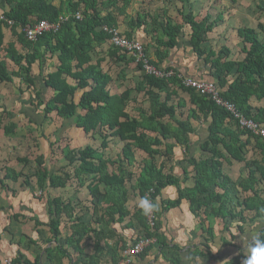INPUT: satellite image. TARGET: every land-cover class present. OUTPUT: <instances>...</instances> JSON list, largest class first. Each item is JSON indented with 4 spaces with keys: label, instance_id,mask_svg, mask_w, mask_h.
Wrapping results in <instances>:
<instances>
[{
    "label": "trees",
    "instance_id": "16d2710c",
    "mask_svg": "<svg viewBox=\"0 0 264 264\" xmlns=\"http://www.w3.org/2000/svg\"><path fill=\"white\" fill-rule=\"evenodd\" d=\"M177 1L181 3L176 9L180 21L168 15V5L159 10L160 15L137 13L134 19H129V29L120 32L122 36L137 39V32L142 30L145 38H149L142 43L146 61L172 74L161 77L147 74L142 63L137 62L139 80L121 92L112 90L110 85L114 82L103 70L102 62L127 67L134 59L110 44V35L102 27L117 29L116 15L124 14L131 0H59L58 3L5 0L0 7L4 17L13 22L6 25L0 20V82L17 84L20 95L24 94L22 87L33 89L36 101L32 105L41 110L44 120L52 121L53 117L72 120V127L99 141L96 147L88 138L77 147L64 145L61 152L65 168L49 166L41 152L32 160L37 165L32 175L10 167L0 168V192L15 194L8 181L19 179L21 187H28L32 194L38 189V199L45 202L46 213L42 218L46 217L44 225L49 234L41 251L32 259L16 243V255L10 264H39V261L41 264H119L123 251L141 238L151 241L134 258L142 259L152 250L154 258H161L164 264H190L195 256L192 248L199 245L184 249L173 242L172 233L170 238L165 234L169 230V211L179 209L182 203L205 234L201 255L207 261L217 258V253L211 252V244L216 240L212 222L218 221L220 242L237 250L222 264H242L243 250L229 241L235 239L231 227L234 225L242 234L243 225L264 220V138L240 127L231 113L208 95L183 86L181 78L213 82L223 100L231 102L245 118L264 126V40L260 35L263 25L235 28L241 44L240 56L236 58L226 43L217 49L209 43L213 34L221 36L219 31L228 27L232 16L226 19V13L220 10L213 16L210 5L200 15L191 7V0ZM76 12L80 13V19L75 18ZM60 17L67 18L60 21ZM39 20L58 22L59 27L56 31H45L34 41L27 40L20 28ZM2 26L11 35L6 43ZM181 38L194 58L190 76L181 75L166 64L169 54L177 51ZM104 44L106 48L100 51ZM52 58L57 64L54 70L44 74L46 61ZM36 62L37 77L47 89L45 98L41 97V89H36L31 72ZM119 77L125 78L124 68L120 69ZM77 91L80 93L76 100ZM182 93L187 99L180 97ZM136 94L141 95L139 101ZM131 102L137 104L136 115H130L127 110ZM9 114L11 111L0 102V119ZM193 123L202 126L199 131ZM16 128L15 123L7 122L2 125V132L13 135ZM193 136H198L197 142L192 141ZM112 138L123 143L116 159L104 154ZM56 141L49 140V147ZM194 145L200 153L198 157L191 150ZM250 147L259 158L247 159L245 152ZM178 148L184 152L183 159H179L180 153L176 155ZM137 151L145 155L134 165ZM17 161L27 163L30 159L26 155ZM234 163H242L246 170V176L238 182L225 170ZM134 166H137L135 175L129 169ZM68 182L87 190L89 220L82 219L83 208L77 201L49 193L51 189L64 188ZM128 188L139 199L150 198L158 210L146 216L138 205L130 209ZM170 188L175 190V197L165 198L164 190ZM10 215L13 221L27 217L40 237L43 226L40 215L19 212ZM134 222L142 229L140 236L117 248L121 234L114 224L123 231L133 229ZM4 230L11 244L14 235L7 227ZM257 234L264 238V225L257 229ZM38 237L28 238V243L41 241ZM85 240L89 244H84Z\"/></svg>",
    "mask_w": 264,
    "mask_h": 264
},
{
    "label": "rangeland",
    "instance_id": "374dc122",
    "mask_svg": "<svg viewBox=\"0 0 264 264\" xmlns=\"http://www.w3.org/2000/svg\"><path fill=\"white\" fill-rule=\"evenodd\" d=\"M58 1L59 0H54L55 3H58ZM168 5V15L173 17L175 21H180V17L178 16L176 9L178 10L180 8L181 3L177 0H131V3L126 8L125 13L116 15L118 25L117 30L121 33H123L125 29L128 30L129 19H134L137 13L141 15H146L147 13L151 15H160L161 13L159 10ZM209 5L211 6V9L209 10L213 16L215 15L216 10L224 11L226 13V19L228 16H232L228 21V27L224 31H219L221 36H216L215 34L211 36L212 39L209 43L213 48L217 49L226 43L232 48L234 57H239V49L241 44L237 41L235 28L238 26L247 25L256 26L257 23H261L263 25V30L260 31V35L264 40V0H191V7L195 12L199 11L200 15L204 13L203 10ZM184 31L187 32V28H184ZM217 31H215V33H217ZM137 33L144 35L142 30H139ZM8 39H11L9 34L8 37H6V41ZM137 40L145 44L149 41V38H145V36H139ZM105 48L106 45L104 44L102 48H100V51L104 50ZM185 48L186 47L183 46L181 38L177 51H172V54L174 57L183 56L186 61L191 63V61H194L193 55L189 50H187V48L185 50ZM135 65V61L133 64L127 67H125L123 64L105 63L103 65L104 71H107L109 75H111L114 82L112 85H110L113 91L115 90L121 92L125 88H132L136 84L140 78V71L136 69ZM121 68H124L125 78L119 77V71ZM46 69L47 67L43 69V73L47 71ZM34 72L37 73L36 68H34ZM34 80H36V89H41V97L45 98L48 94L46 92L47 90H45L43 86V83L41 82V79L36 77ZM16 85L17 84L14 85L9 82L0 84V100L2 104L11 111V114L4 115L2 120L0 119L1 169L4 167H10L22 174L32 175L37 168V165L32 160L39 152L44 153L46 162L49 164V166L51 165L52 167L65 168L64 165H66V161L64 160L63 154L61 152V148L64 147V145L77 147L82 145L83 141L87 138L94 147L99 145V141L92 140L89 134L85 135L78 128L72 127V120L61 121L59 118L55 117H53L52 121L47 122V120H44L41 110L32 105V102L34 103L36 101L34 98L35 91L33 89L26 90L21 86L24 94L20 95ZM79 93L80 91H77L75 96L76 100L79 97ZM136 97L138 101L141 99V95L136 94ZM180 97L187 99V95L184 93L180 94ZM136 108L137 104L131 102L127 110L130 115H136ZM177 112H179V109H177ZM7 122L15 123L17 125L13 135H5L2 132V125L7 124ZM193 124L196 126L197 131H199V129L202 127L198 126V124ZM54 139H57V141L53 142V146L50 148L49 140L52 142ZM192 141L197 142L198 136H193ZM122 145L123 143L120 140L117 138H112L107 149L104 151L105 157L116 159ZM191 150L196 153V157L200 156L196 145H194ZM183 153L184 152H182L181 149H176V155H180L179 159H183ZM26 155L30 159L29 162L22 163L17 161V158H21ZM144 155L145 154L143 152L137 151L136 163L134 165H138V161H141ZM245 155L247 159L259 158L256 150H254L252 147L247 149ZM224 165H226V163H224ZM111 168L112 167H110V169ZM129 169L132 171V173H134V175L136 174L137 166L129 167ZM225 170L233 177L236 182L246 176V170L242 163H234L230 167L226 166ZM177 172L181 173L179 168H177ZM31 181L34 183L33 177L31 178ZM20 183L21 179H19L17 182L8 181L9 186L16 190V193L13 195H10L11 193H7L5 190H1L0 192V252L3 254L1 260L4 264H6L5 261H9L10 263V259L16 255V243L19 244L20 248L24 249L26 256L32 259L34 255L41 251L43 241L49 235L47 228L44 225L46 217L42 218L44 217L43 214L46 213L44 208L45 202L43 199H38L40 192L38 189H35L34 194H32L28 187H21L22 185ZM128 190L129 198L127 206L132 209L134 206L139 204L140 199L130 191V188H128ZM164 191L165 198L175 197V190L173 188L167 190L165 189ZM49 193L52 196H58L63 200L73 199L77 201L79 207L83 208L82 219L85 221L90 219V210H86L87 207H90V197L85 187L80 188L77 187L74 182H68L64 188L51 189L49 190ZM182 205L184 211H186V205ZM13 212H19L22 213V215H40L41 221H43V226L40 227V237H38L34 232V224L27 217L22 216L17 221H13L10 217V214ZM168 221L170 227L169 232L166 234L167 237L170 238L172 231L174 243L179 244L181 247L187 248L188 246L195 245L196 247L199 245V247L197 246L196 248H192V252L195 256L191 264H222L229 257L237 253L235 248L225 246L220 242L219 237L221 234L218 221L212 222L216 240L211 244V252L217 253V258L215 261H207V259L201 255V253L204 252L202 246L204 244L203 240L205 234L199 230V226L192 220V218L184 219L182 215L174 216L170 214ZM262 225H264V220H260L259 222H255L250 225H243L244 229L242 234L238 233L236 227L232 225L231 231L235 235V239L229 241L235 242L244 253V244L248 239L255 235L257 229ZM114 226L118 233L121 234V238L117 239V248L125 243L129 244L133 239L139 237L142 230L135 222V227L133 229H125L123 231L119 225L114 224ZM5 227H7L8 231L14 235V239L12 240L13 242L11 244H9L10 237L4 230ZM37 237L42 242L39 241L36 242V244L28 243V238L37 239ZM84 244H89V241L85 240ZM86 250L89 251V249ZM151 251L146 253V255H149V257L145 261H137L136 258L132 264H164L161 258H154V253Z\"/></svg>",
    "mask_w": 264,
    "mask_h": 264
},
{
    "label": "built area",
    "instance_id": "2783aa9c",
    "mask_svg": "<svg viewBox=\"0 0 264 264\" xmlns=\"http://www.w3.org/2000/svg\"><path fill=\"white\" fill-rule=\"evenodd\" d=\"M75 18L80 19L81 15L79 12L74 14ZM67 17H60V21L65 20ZM0 20L6 23V25H12L13 22L4 17L3 13L0 9ZM59 27V23L48 22L46 20H39L31 25H26L20 29L24 32V35L27 40L34 41L43 34L45 31L54 30L56 31ZM102 29L105 32H108L109 43L115 47H118L124 51H126L131 57H133L134 61L137 63H142V70L147 74H151L154 76H164L172 74L171 71L165 72L157 69L146 61L143 52L142 42L137 40L136 38H127L122 36L120 32L113 27L103 26ZM181 83L185 87H191L195 91L208 95L216 104L223 106L226 108L232 115L234 119L239 122L240 127L247 129L254 135H258L264 138V126L259 125L251 119L245 118L241 115L234 107L231 102L225 101L219 95L218 89L213 82L210 81H199L192 79L190 77L181 78ZM152 224V221H151ZM151 241V239L141 238L135 244L129 245L122 253V260L119 264H130L132 259L140 253L143 248ZM6 264H10L9 261H5Z\"/></svg>",
    "mask_w": 264,
    "mask_h": 264
},
{
    "label": "crops",
    "instance_id": "0c3cea01",
    "mask_svg": "<svg viewBox=\"0 0 264 264\" xmlns=\"http://www.w3.org/2000/svg\"><path fill=\"white\" fill-rule=\"evenodd\" d=\"M4 4H5V0H0V7L2 8L3 6H4ZM2 31H3V33H4V38H3V41H4V43H6V42H8V41H10L9 39L6 41V37H8V34H9V32H8V30H7V28H6V26H2ZM10 35V34H9ZM11 36V35H10ZM137 36L139 37V36H141V37H143V36H145V34L143 35V34H140V33H137ZM16 48H18V45H16ZM178 56V55H177ZM106 63V61L104 60L103 62H102V68H103V65ZM10 64V63H9ZM54 64V65H53ZM56 64H57V60L55 59V58H52V59H48L47 61H46V64H45V66H44V68L43 69H45L46 67H47V71L46 72H44V74H46L48 71H51V70H54V68H55V66H56ZM133 64V63H132ZM166 64H170V65H172L174 68H176L177 69V72H179L181 75H185V76H190V73H192L193 72V66H194V63H193V61H191V63L189 62V61H186V59L183 57V56H179V57H173V54H169V57L166 59ZM181 64V65H180ZM10 66V65H9ZM12 66V65H11ZM11 68H14V69H16V67H11ZM34 68H36V70H37V73H35L34 72ZM104 70V69H103ZM38 64H37V62L36 63H34L33 65H32V67H31V72H32V75L33 76H35V78L37 77V74H38ZM189 74V75H188ZM111 76V75H110ZM42 82V81H41ZM1 83H7V82H0V84ZM70 83H72L73 84V82H70ZM45 90H47V89H45ZM47 92V91H46ZM1 102V101H0ZM2 103V102H1ZM167 190V189H166ZM182 204H185V203H182ZM181 204V207L179 208V209H177V208H175V209H172V210H170L169 211V213H168V217H169V215L171 214V215H182V217L184 218V219H189V218H191V215H190V213L188 212V210H187V207H186V211H184V209H183V205ZM186 205V204H185ZM170 227V226H169ZM167 232H169V230L167 231ZM167 232H165V234L167 233ZM171 233H172V231H171ZM10 237V236H9ZM203 242H204V240H203ZM193 246V245H192ZM191 246V247H192ZM184 249H187V247H184ZM3 256V254L0 252V264H4V263H2V260H1V257ZM149 257V255L147 256V255H145L142 259H137V261H141L142 260V262L143 261H145L147 258ZM135 259L136 258H133V260H132V262L133 261H135ZM132 262H131V264H132ZM192 263V262H191ZM190 263V264H191Z\"/></svg>",
    "mask_w": 264,
    "mask_h": 264
},
{
    "label": "clouds",
    "instance_id": "9594fccd",
    "mask_svg": "<svg viewBox=\"0 0 264 264\" xmlns=\"http://www.w3.org/2000/svg\"><path fill=\"white\" fill-rule=\"evenodd\" d=\"M138 207L146 216L158 210V205L154 204L147 196L140 199ZM242 264H264V238H261L259 234L252 236L244 244Z\"/></svg>",
    "mask_w": 264,
    "mask_h": 264
},
{
    "label": "water",
    "instance_id": "95a60500",
    "mask_svg": "<svg viewBox=\"0 0 264 264\" xmlns=\"http://www.w3.org/2000/svg\"><path fill=\"white\" fill-rule=\"evenodd\" d=\"M39 264H41V261H39Z\"/></svg>",
    "mask_w": 264,
    "mask_h": 264
}]
</instances>
